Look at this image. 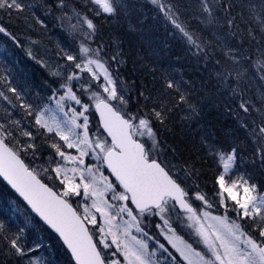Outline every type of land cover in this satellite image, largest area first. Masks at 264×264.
I'll list each match as a JSON object with an SVG mask.
<instances>
[{
  "label": "snow or ice",
  "instance_id": "snow-or-ice-1",
  "mask_svg": "<svg viewBox=\"0 0 264 264\" xmlns=\"http://www.w3.org/2000/svg\"><path fill=\"white\" fill-rule=\"evenodd\" d=\"M0 40V264H264V0H0Z\"/></svg>",
  "mask_w": 264,
  "mask_h": 264
},
{
  "label": "trees",
  "instance_id": "trees-1",
  "mask_svg": "<svg viewBox=\"0 0 264 264\" xmlns=\"http://www.w3.org/2000/svg\"><path fill=\"white\" fill-rule=\"evenodd\" d=\"M1 41V43H3V41L2 40H0ZM23 66V65H22ZM34 67V66H33ZM214 111V110H213ZM230 117H220V119L221 120H225V119H229ZM44 255H45V257L48 255V253H44Z\"/></svg>",
  "mask_w": 264,
  "mask_h": 264
},
{
  "label": "rangeland",
  "instance_id": "rangeland-1",
  "mask_svg": "<svg viewBox=\"0 0 264 264\" xmlns=\"http://www.w3.org/2000/svg\"><path fill=\"white\" fill-rule=\"evenodd\" d=\"M0 43H1V41H0ZM37 255H43V256H45L44 253H40L39 251L37 252Z\"/></svg>",
  "mask_w": 264,
  "mask_h": 264
}]
</instances>
